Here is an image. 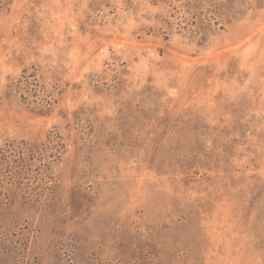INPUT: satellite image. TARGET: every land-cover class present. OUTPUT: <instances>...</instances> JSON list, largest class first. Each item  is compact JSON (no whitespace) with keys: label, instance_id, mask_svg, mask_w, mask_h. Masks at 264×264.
<instances>
[{"label":"rangeland","instance_id":"1","mask_svg":"<svg viewBox=\"0 0 264 264\" xmlns=\"http://www.w3.org/2000/svg\"><path fill=\"white\" fill-rule=\"evenodd\" d=\"M0 264H264V0H0Z\"/></svg>","mask_w":264,"mask_h":264}]
</instances>
